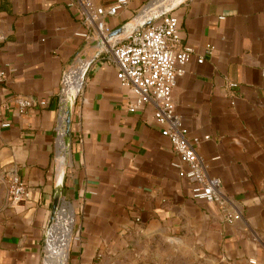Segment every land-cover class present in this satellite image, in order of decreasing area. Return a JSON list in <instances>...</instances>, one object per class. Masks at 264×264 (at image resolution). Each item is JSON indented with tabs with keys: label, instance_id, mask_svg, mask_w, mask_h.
<instances>
[{
	"label": "crops",
	"instance_id": "crops-1",
	"mask_svg": "<svg viewBox=\"0 0 264 264\" xmlns=\"http://www.w3.org/2000/svg\"><path fill=\"white\" fill-rule=\"evenodd\" d=\"M69 2L0 0V264H42L46 242L63 234L62 264H116L134 238L156 236L264 264V0H128L103 39ZM168 4L180 43L195 48L174 110L221 179L231 223L192 198L153 106L130 111L137 95L116 76L115 44ZM69 71L83 80L78 93L64 85ZM21 96L33 101L23 111ZM10 173L27 189L15 202L2 180Z\"/></svg>",
	"mask_w": 264,
	"mask_h": 264
},
{
	"label": "built area",
	"instance_id": "built-area-1",
	"mask_svg": "<svg viewBox=\"0 0 264 264\" xmlns=\"http://www.w3.org/2000/svg\"><path fill=\"white\" fill-rule=\"evenodd\" d=\"M127 3L128 0H116L113 5L103 6L95 0L69 2L70 5L74 4L79 8L83 23L91 28L93 36L97 39H103L110 33L106 19L115 15L117 10ZM211 50L212 47L207 45V52ZM194 52L193 46L180 43L177 17L166 13L159 21L131 32L117 42L111 55L116 64L119 83L137 95L135 102L128 105V109L134 111L145 103L153 106V117L160 126V133L169 140L172 150L179 159L176 166L180 168L181 163L186 165V169H180V175L191 182L192 198L216 204L225 220L231 223L236 218L237 211L232 206L230 198L222 191L221 179L208 174L203 161L196 153L200 140L190 137L180 116L174 110L172 90L176 78L182 76L185 65ZM75 75L74 71L67 72L64 76V85L71 86L78 93L82 89L83 80ZM6 76L7 70L0 66V83ZM15 103L21 111L33 105L32 99L24 96L17 97ZM208 137L204 136V139ZM2 180L7 185L8 198L11 202L27 196L25 184L14 173L8 174ZM60 238H65L63 239L65 241L68 236L54 237L56 240ZM51 241L52 238L46 242L45 250L49 249Z\"/></svg>",
	"mask_w": 264,
	"mask_h": 264
},
{
	"label": "rangeland",
	"instance_id": "rangeland-1",
	"mask_svg": "<svg viewBox=\"0 0 264 264\" xmlns=\"http://www.w3.org/2000/svg\"><path fill=\"white\" fill-rule=\"evenodd\" d=\"M52 239L49 249L45 250L42 264H60V254L64 252L68 239ZM130 243L126 251L117 257L116 264H240L225 261L219 256L202 254L188 241L167 236L134 238Z\"/></svg>",
	"mask_w": 264,
	"mask_h": 264
},
{
	"label": "water",
	"instance_id": "water-1",
	"mask_svg": "<svg viewBox=\"0 0 264 264\" xmlns=\"http://www.w3.org/2000/svg\"><path fill=\"white\" fill-rule=\"evenodd\" d=\"M170 7H171V5L168 4V5L166 6V8H164V9H159L158 12H157V14H154V15H152V16H149V17L143 19L142 21L139 22V24L136 26V28L133 29V31H137V30H139V29L145 27L146 25L150 24L153 20H155V19L158 18L159 16L163 15L164 13L168 12V10L170 9ZM115 33H116V32H111V33L109 34V36H113V35H115Z\"/></svg>",
	"mask_w": 264,
	"mask_h": 264
},
{
	"label": "bare ground",
	"instance_id": "bare-ground-1",
	"mask_svg": "<svg viewBox=\"0 0 264 264\" xmlns=\"http://www.w3.org/2000/svg\"><path fill=\"white\" fill-rule=\"evenodd\" d=\"M65 248V247H64ZM52 251V250H51ZM64 252H62L60 259L63 257ZM64 258V257H63ZM55 259V258H54ZM59 259V258H58ZM56 261V260H55Z\"/></svg>",
	"mask_w": 264,
	"mask_h": 264
}]
</instances>
